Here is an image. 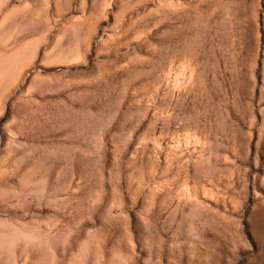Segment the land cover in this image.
Here are the masks:
<instances>
[{
	"label": "rangeland",
	"instance_id": "374dc122",
	"mask_svg": "<svg viewBox=\"0 0 264 264\" xmlns=\"http://www.w3.org/2000/svg\"><path fill=\"white\" fill-rule=\"evenodd\" d=\"M0 264H264V0H0Z\"/></svg>",
	"mask_w": 264,
	"mask_h": 264
},
{
	"label": "crops",
	"instance_id": "0c3cea01",
	"mask_svg": "<svg viewBox=\"0 0 264 264\" xmlns=\"http://www.w3.org/2000/svg\"><path fill=\"white\" fill-rule=\"evenodd\" d=\"M3 1V0H2Z\"/></svg>",
	"mask_w": 264,
	"mask_h": 264
}]
</instances>
